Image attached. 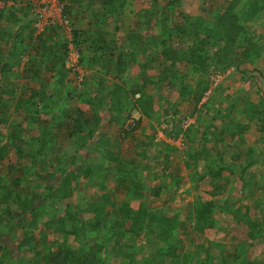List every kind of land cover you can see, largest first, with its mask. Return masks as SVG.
Returning a JSON list of instances; mask_svg holds the SVG:
<instances>
[{
    "label": "trees",
    "instance_id": "16d2710c",
    "mask_svg": "<svg viewBox=\"0 0 264 264\" xmlns=\"http://www.w3.org/2000/svg\"><path fill=\"white\" fill-rule=\"evenodd\" d=\"M135 1L61 0L76 47L82 46V35L88 32L75 29L79 23V9L83 10L84 18L92 19L90 26L95 31L101 32L110 19L116 30L124 32L120 45L105 42L102 34L92 41L96 45L94 55L99 58L98 62L93 61V65L102 68L96 75L87 73L84 77L86 83L77 85V73L66 68L68 40L62 28L50 26L37 33L30 17V5L25 4V0H0L5 5L0 11V224L5 223L9 231H17L19 235L15 251L0 237V264H10L14 254L18 256L17 264H119L120 259L127 261L126 264H264V219H254L250 215V210L260 211L262 207L257 197L263 191L258 181L261 176L264 178V93L259 87L260 99L256 102L244 93L240 97L241 106L235 102L215 105L214 96L222 92L220 88L213 89L211 79L212 76L225 75L230 69L241 73L248 81L256 79L240 68L247 63L254 64L264 53V46L260 45L264 34L256 35L248 28L249 22L257 17L263 18L264 0H233L223 7L222 12L215 10L206 13L207 16L203 13L196 17L181 9L179 0H163L164 5L159 0H145L148 9H139L130 18ZM93 4H98L100 11H90ZM138 28L152 32L151 36L143 37ZM117 49L122 52L116 60L112 59V54H105L106 50ZM137 57L144 59V65L135 79L136 87L127 89L124 76ZM149 63L162 67L154 82L144 70ZM82 64L81 58L78 66ZM112 68L116 75L110 80ZM255 71L264 78V70L253 69L252 72ZM149 84L154 87L157 102L154 93L147 92ZM94 85L96 89L91 92L92 98L83 92L78 93L79 88H93ZM65 87H72V91L64 100L62 89ZM50 89L51 94L47 95ZM173 93L180 98V106L171 104ZM163 102L165 106L161 105ZM82 103L91 108L89 114L81 109ZM183 103H186L184 110L180 109ZM170 105L174 117H169L172 123L165 132L174 140L180 138L186 146L184 162L188 176H194L197 183L209 178L212 189L207 192L210 199L205 200L201 195L196 197L193 212H187L185 217L172 212L167 201L154 208L147 200L153 192L152 181L160 185L161 179L171 180L179 170L174 145L156 142L154 145L161 148L163 158L153 165L150 162L155 156L147 150L148 145L133 143V157L127 158L120 149L111 150L112 130L117 132L122 146L129 139L134 142L133 133L140 128L142 119H150L160 108L168 109ZM103 106L114 112L106 121V130H102L103 119L96 114V110ZM229 108L234 109L223 112ZM134 111L140 114V118L129 130L123 125L119 128L120 121L130 119ZM234 113L237 115L233 116ZM45 114H50L49 120L42 119ZM193 118V123H187ZM52 123L54 127L50 128ZM62 125L66 126L68 138L74 141L76 148L85 147L87 141L92 143L91 154L98 159V167L86 166L90 159L79 160L74 155L70 157L73 168L64 171L60 184L46 190L49 177H54L53 174L47 175L42 184L34 185L38 190L36 193L30 187L22 186L23 178L19 176L12 178L10 183L2 181L1 175L6 173L3 162L7 161L10 171L13 170L9 151H14L20 165L15 172L23 174L27 165L41 163L45 155L52 154ZM225 127L233 130L231 139L236 144H240L253 127L259 134L243 161L235 157L239 155L225 161L226 151H222L225 142L222 130ZM85 129L88 132L84 137ZM195 131L201 135L198 147L192 138ZM31 133L36 135L30 137ZM154 134L149 136L151 140H154ZM106 162L110 165L102 168ZM200 164L204 166L202 174L197 173ZM254 167L251 175L245 177ZM157 168L163 171L155 173ZM112 171L122 175L115 187L108 191L103 177ZM144 171L153 173L149 182L139 181V172ZM94 177L99 189L82 204L77 197L78 205L74 208L68 203L63 215L50 213L44 207L57 196L70 199L74 191L79 196L84 182L87 180L85 187L93 184ZM174 179L177 191L184 179ZM238 179L242 182L241 195H228L227 188ZM160 190L157 189L155 197ZM116 194L123 197L120 206ZM134 200L139 202L136 209L131 204ZM10 205H15L17 211H10ZM216 213L231 214L232 225L243 231L244 241L248 242L246 247L214 244L216 253L209 248L213 244L204 240V236L217 228ZM86 214H91V219L85 220L83 216ZM26 215L30 217L27 224L24 223ZM155 215L158 217L154 218ZM42 217L47 218L46 229L57 235L60 243L44 237L36 238L37 222ZM149 233L157 238L152 239L155 247L149 244V253L145 255L141 240ZM183 235H192L193 239L188 238V245L182 250ZM71 237L76 249L67 241ZM88 237H95L96 243L88 245ZM202 251L205 254L203 260L199 258Z\"/></svg>",
    "mask_w": 264,
    "mask_h": 264
},
{
    "label": "rangeland",
    "instance_id": "374dc122",
    "mask_svg": "<svg viewBox=\"0 0 264 264\" xmlns=\"http://www.w3.org/2000/svg\"><path fill=\"white\" fill-rule=\"evenodd\" d=\"M161 5H164V1L163 0H159ZM180 1V7L181 9H183L188 15H190L191 17H196L200 14L203 13H210L212 11L218 10L221 11L223 10V7L229 2H232L233 0H209L205 3H203L202 0H179ZM91 8L89 9L90 11H100V7L98 4H93L90 6ZM148 2L145 0H136L133 3V10H131L130 12V18L138 12L139 9H144L147 10L148 9ZM202 10H204L205 12H203ZM91 12V13H92ZM78 15H79V23L76 26V30H80L81 32H87L84 33L82 35L81 40L83 41L81 48V58L83 59V64L81 65V69L83 70L84 74L87 75V73L96 75L97 71L100 70V68H102L101 65H93V61L98 62L99 58L94 55V49L96 48V45L92 44V41H95L97 38L100 37V35L102 34V37L105 38V42H109L110 44L112 43H117V45L122 44V41L124 40V32H122L123 30H116L115 24L112 20H107L106 23L104 24L102 31H95L90 24L92 23V19H90V17L88 18H84V13L82 9L78 10ZM207 16V14H206ZM141 19V18H140ZM154 20V19H153ZM152 20V22H153ZM248 28L250 30V32L255 33L256 35H260V34H264V16L263 18H259L257 17L255 20L251 21L248 23ZM139 30V32L141 31V28H138L137 31ZM140 33H142V36L145 38H149L152 34V32L149 31H144L142 30ZM260 45L264 46V40L260 41ZM112 46H114L112 44ZM123 46V45H122ZM125 47V46H124ZM122 52L121 49H117V50H106L105 54L106 55H113V60H116L117 56ZM142 61H144V59L142 58H136V60L133 61V63H131L129 65L128 68V72L127 74L124 76L125 81V86L127 89H134L136 87V80L139 77V74L141 72V67L142 65H144L142 63ZM146 62V61H145ZM168 65V64H167ZM113 69V68H112ZM240 69H245L248 73H252L253 69H258V70H264V53L262 54V56L254 63V64H245L243 66H241ZM144 70L147 72V75L150 76V80L152 82L155 81L157 75L159 74V72L162 70V67L160 65H158L157 63H153L149 65L144 66ZM116 75V72L114 71V69L112 70L111 74H110V80L114 79ZM86 79V78H85ZM212 81H213V89L214 88H220L222 94H216L215 97V105H229L233 102H235L236 104H240V106L242 105V103L240 102V97L243 96L244 93H247L250 95L251 99L256 102L260 99V95L258 93L260 84L258 83V81L256 79H252L251 81L246 80L245 76L242 75L241 73H237V72H233L231 69L222 76H212L211 77ZM135 80V81H134ZM86 80H84V83ZM150 81V83H152ZM52 83L54 81H51ZM187 82H189L187 80ZM24 84L28 85V82L23 81ZM53 85V84H51ZM21 86L24 88V86L21 84ZM72 87H65L62 89V93H64L62 95V99H66V95L68 94V92H71ZM80 90L78 91V93H85V95L89 98L91 96V92L96 89V86L94 85L93 88H79ZM212 89V91H213ZM51 90H47V95L51 94ZM147 92L150 93H154V87L153 85L148 86L147 88ZM77 93V94H78ZM210 93V92H209ZM208 95V93H207ZM204 98L203 101L206 100L207 98ZM155 96V102H157V95L154 93ZM165 102L161 103L162 106L164 105ZM175 103L176 105L180 106L181 101L180 98L177 96L176 93H173L172 98H171V104ZM214 105V106H215ZM63 106V105H62ZM186 107V103H183L182 106L180 107V109L184 110ZM232 107V106H230ZM62 108V107H61ZM59 108V109H61ZM81 109L86 112L87 114H89V111L91 110V108L82 103L81 104ZM232 109L234 108H229L224 110V113H229L230 111H232ZM59 111V110H58ZM55 111V112H58ZM94 113V111H93ZM237 113V112H236ZM236 113L233 114V116L237 115ZM95 114V113H94ZM96 114H99L102 120V123L104 122V128L102 130H106L107 127L106 126V121H108L110 119V116L112 117L114 115L113 110L111 109H107L105 106H103L102 108H100L99 110H96ZM169 117H174L173 112H171V105L169 106L168 109L165 108H160L159 111H156V113L152 116V118L150 119H142V123L139 129L135 130V132L133 133L135 136V140L134 142H132V140L130 141L127 140L126 144L124 146H122V144L119 141V138H117V132L113 131L111 132L112 136V144L113 147L111 150H117L120 149V151L122 152V154L125 155V158L127 157H133V143H140L141 145L145 144L148 145L147 150L149 152H152L155 156V158H153V160L150 162L151 165L154 164V162H156L157 160H161L163 158V155L161 154V148L159 147H155V143L159 142V141H164L170 145H174V147H176V153L174 155L175 157V161L177 163V166L179 167L178 171L176 172V174L173 176L174 178H183L184 182L183 184H181L180 186H178V190L176 191V181L174 178H172L171 180H166V179H161V181L159 182L160 185H158L157 181H152L150 187L153 188V192L151 193V195L148 197V203H150L151 207H159L161 205H163V202L167 201L168 202V206L170 207L171 211L174 213H181L184 217L186 216L187 212L192 213L193 212V203L194 200L196 199L197 196H202L203 199L208 200L211 197L208 196L207 192L212 191L211 186H210V179L207 178L205 179L203 182L197 183L196 178L193 176H188V171L186 170V166H185V157H184V149L186 148V146H184L181 142V139H173L171 137H169V135L165 132V129L167 127H170L172 121ZM140 118V114L136 111L131 113V118L126 120V118H124L123 120L120 121V125L119 128L122 126L123 128L129 130L130 127L132 126L133 122L136 121L137 119ZM42 119H46L49 120L50 119V114H45L42 115ZM126 120V121H125ZM244 121V119H242ZM195 120L193 119H189L187 120V123H193ZM187 125V124H185ZM50 128H53V123L51 124V126H49ZM231 128L225 127L222 132L223 134V138L225 139V142L222 146L223 150L222 151H226V156H225V161L229 162L231 160V156L233 155H239V156H235L238 158V160L243 161L245 158V155L248 151V149L250 147H253L252 145H254L256 143V140L258 139V133L257 131L253 128H251L250 130L247 131V133L244 135L245 138L241 139L240 144H236L232 139H231V134L233 133V130ZM68 130L66 129V126L62 125L60 128V132L58 133V139L56 142V145L53 148V152L51 155H45L42 158L41 163L38 164H33V165H27L24 168V172L22 174V172L20 173H16L15 172V168L17 169L20 168V165L17 164V160L14 157V151L10 152L9 151V161L12 162L10 163V166L13 167V170L10 171L9 169V165L8 162L5 161L3 162V168H5L4 170H6V173L2 174L1 176L3 178L2 181L3 182H9L12 178H15L17 176L23 178L22 181V186H28L30 187V189L33 191V193L38 192V190L36 189V187L34 186L36 183L37 184H42V179L45 176H50L51 174L54 175L53 178L48 179L47 183H46V190H48L49 187L51 186H58L62 180V177H64L65 170L71 171L72 170V165L70 164V157L76 155L77 158L79 160H85L88 158L90 159L89 161L86 162V166H90L92 165V167H98V159L95 160L94 155L91 154V152L93 151L91 148L92 143L87 141V144L85 145V147L78 149L76 148L74 141L69 140L70 138H68ZM98 131V130H97ZM99 131H101V129H99ZM230 131V132H229ZM35 132V131H34ZM88 130L85 129L82 133V136H86ZM155 133V134H154ZM152 134L155 135L154 140H151L149 138V136H151ZM35 136V133H31V136ZM84 136V137H85ZM83 138V137H82ZM192 138L196 141V147L200 146V138L201 135L198 132H194ZM96 139V138H95ZM34 143H36V141L33 140ZM63 153L65 154V156H62ZM94 153V152H93ZM159 156V158H157V156ZM148 157H146L147 159ZM16 166H13V165ZM78 164V162H77ZM101 165V164H100ZM107 165H110V163L106 162V164L102 165V168H105ZM91 167V166H90ZM256 167L250 169L245 177H249L251 175V172L255 169ZM163 170L162 168H157L156 171L154 170L155 173H161ZM15 172V173H14ZM204 172V166L202 164H200L197 168V173L202 174ZM151 174H153L152 172L149 173H145L144 172H139V181H147L149 182V180L151 179ZM122 174L121 173H116L114 171L108 173L107 175H105L103 177L104 180V185L106 190L110 191L111 189H113L115 187V184L117 183V181L120 180V176ZM194 175V174H193ZM147 176V178H146ZM149 176V177H148ZM92 183L93 184H89L88 186L85 187V182H87V180L84 182V184L82 185L81 193L79 194V196L75 193L74 191V196L71 197L70 199H60L57 198L59 196H57L56 198L53 199L52 202H49V205L47 204H42V206L47 207V211H50V213H55L56 215H63V212L66 210L67 204L70 203L73 205V207L77 206V197L80 198V203L82 204L84 201H86L87 199H89V197L94 193V191H97L99 188L98 185H96V177L92 178ZM146 179V180H145ZM169 181V182H168ZM225 181V179L223 180ZM91 182V179H90ZM82 184V183H80ZM259 186L263 189L262 192H260V194H258V199L261 200L262 203V207L260 211H255V210H250V215L252 218L254 219H259L262 221V219H264V178L263 176H261V178L258 181ZM198 186V190H196V186ZM241 186H242V182L238 179L236 180L230 187H228V195L233 196V197H238L241 195ZM157 189H161L159 191V195L157 197H155V192L157 191ZM118 193V192H117ZM122 196L124 197V192H122ZM120 196L119 194H116V202L117 205L120 206L121 204V200H123V197ZM222 199V197H221ZM42 201V200H41ZM44 203V202H42ZM132 207L133 209H136L139 205V202L134 200L131 201ZM73 211H75V207L73 208ZM5 208V207H4ZM10 211L14 212L17 211V208L15 205H10ZM111 211V210H109ZM215 215V219L217 222V228L215 229L214 232L209 231L205 233L204 236V240L206 239L207 241H209V244H213L212 247H209L210 249H212V251L214 253H216V249L214 247V244H224V245H234L237 244L239 247H246L248 245L247 241H244L245 237L243 235V231L241 229L235 228L232 223H233V217L231 216V214L229 215H225V214H214ZM92 215L91 214H86L83 216V218L85 220H89L91 219ZM158 216L155 215L154 218H157ZM193 217V216H192ZM30 217L28 215L25 216V222L24 223H28ZM46 217H42L39 218L38 222H37V230H36V238H45L48 241H57L58 243H60V238L57 237V235H53V233L49 232L46 227H45V221H46ZM8 220V218H7ZM6 220V221H7ZM5 224V223H4ZM101 231V228H98ZM98 230V231H99ZM180 232L182 233V229H179ZM3 232H0V238L1 241H5V243H7L8 247H10L12 250L15 251V245H16V241L17 238H19L18 232L17 231H9V229L5 230L3 228L2 230ZM101 233V232H100ZM102 236V234H101ZM157 238L156 236H152L150 233L146 235V238L144 240H141L142 243V247H144L145 249V255H148V251H147V247L149 246V244H151V247H155V243H153L152 239ZM193 239L192 235H189V237H187L186 235H183V239L184 242L181 245V249L183 250L184 248L186 249L187 245H188V241L189 239ZM235 240H234V239ZM204 240H201L202 243H204ZM68 243L70 244L71 248L76 249V244L73 242V238H69L67 239ZM86 243L88 245H93L94 243H96V238L95 237H88ZM38 249L40 251H42V249L40 248V246H37ZM16 253V252H14ZM204 252L202 251L199 254V258L200 259H204ZM45 256H43L44 259ZM261 257V256H260ZM107 258V257H106ZM45 261V259L43 260ZM18 262V256L17 254L13 255L12 261H10V264H17ZM119 264H126L127 261H125L124 259H120ZM4 264H9V263H4Z\"/></svg>",
    "mask_w": 264,
    "mask_h": 264
},
{
    "label": "built area",
    "instance_id": "2783aa9c",
    "mask_svg": "<svg viewBox=\"0 0 264 264\" xmlns=\"http://www.w3.org/2000/svg\"><path fill=\"white\" fill-rule=\"evenodd\" d=\"M25 4L30 5V17L33 20V28L37 33L43 32L50 26H60L62 28V32L68 40L66 68L73 69L77 73V85L83 83L85 74L78 66L81 59V48L76 47L73 43L72 28L63 14L64 3L61 0H25ZM3 7L4 4L0 2V11Z\"/></svg>",
    "mask_w": 264,
    "mask_h": 264
},
{
    "label": "water",
    "instance_id": "95a60500",
    "mask_svg": "<svg viewBox=\"0 0 264 264\" xmlns=\"http://www.w3.org/2000/svg\"><path fill=\"white\" fill-rule=\"evenodd\" d=\"M251 75L253 77H256V79L259 81L261 85V91L264 93V78L261 76V74L258 71L252 72Z\"/></svg>",
    "mask_w": 264,
    "mask_h": 264
},
{
    "label": "crops",
    "instance_id": "0c3cea01",
    "mask_svg": "<svg viewBox=\"0 0 264 264\" xmlns=\"http://www.w3.org/2000/svg\"><path fill=\"white\" fill-rule=\"evenodd\" d=\"M3 228H4L5 230H6V229L8 230L6 224H4V223L0 224V232H3V231H2Z\"/></svg>",
    "mask_w": 264,
    "mask_h": 264
},
{
    "label": "clouds",
    "instance_id": "9594fccd",
    "mask_svg": "<svg viewBox=\"0 0 264 264\" xmlns=\"http://www.w3.org/2000/svg\"><path fill=\"white\" fill-rule=\"evenodd\" d=\"M5 6V5H4ZM4 8V7H3Z\"/></svg>",
    "mask_w": 264,
    "mask_h": 264
}]
</instances>
